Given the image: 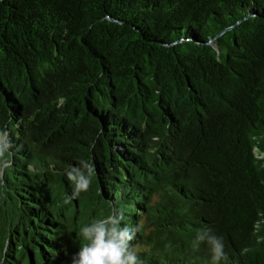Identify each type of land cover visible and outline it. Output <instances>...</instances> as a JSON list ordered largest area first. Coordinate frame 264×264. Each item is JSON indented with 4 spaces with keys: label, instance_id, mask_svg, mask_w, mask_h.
Returning <instances> with one entry per match:
<instances>
[{
    "label": "trees",
    "instance_id": "obj_1",
    "mask_svg": "<svg viewBox=\"0 0 264 264\" xmlns=\"http://www.w3.org/2000/svg\"><path fill=\"white\" fill-rule=\"evenodd\" d=\"M3 132L0 264L113 207L145 264H264V0H0Z\"/></svg>",
    "mask_w": 264,
    "mask_h": 264
},
{
    "label": "clouds",
    "instance_id": "obj_2",
    "mask_svg": "<svg viewBox=\"0 0 264 264\" xmlns=\"http://www.w3.org/2000/svg\"><path fill=\"white\" fill-rule=\"evenodd\" d=\"M7 135V132L0 133V156L11 147L5 139ZM81 164L83 170L90 169L86 162L81 161ZM83 170L72 169L68 173L69 178L76 181L73 196L89 186V179L83 174ZM124 218L123 209L113 207L107 217L94 219L80 228L78 233L80 245L78 251L70 256V264H145L131 243L139 231V226H122ZM202 242L209 246L211 264H219V261L226 259L223 240L212 234L211 229L198 230L193 242L194 247L198 248Z\"/></svg>",
    "mask_w": 264,
    "mask_h": 264
},
{
    "label": "rangeland",
    "instance_id": "obj_3",
    "mask_svg": "<svg viewBox=\"0 0 264 264\" xmlns=\"http://www.w3.org/2000/svg\"><path fill=\"white\" fill-rule=\"evenodd\" d=\"M79 219L75 220L74 226H73V233L70 236V242L69 245L71 248H67V259H68V264H70V256L78 251V247L80 245V239L78 238V233L80 228L84 227L85 225L80 222L81 216H78ZM143 225H147V222L144 220L142 221ZM149 230V229H148ZM69 238V237H68ZM137 250V248H136ZM10 264H16L14 261L9 260Z\"/></svg>",
    "mask_w": 264,
    "mask_h": 264
}]
</instances>
